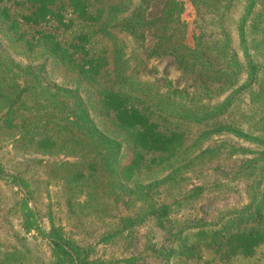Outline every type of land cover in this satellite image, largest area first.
I'll return each mask as SVG.
<instances>
[{"label": "rangeland", "instance_id": "1", "mask_svg": "<svg viewBox=\"0 0 264 264\" xmlns=\"http://www.w3.org/2000/svg\"><path fill=\"white\" fill-rule=\"evenodd\" d=\"M165 1L153 0L148 8L143 0H117L120 12L111 23L114 36L106 39L130 59L128 71L163 92L158 100L165 102L169 116L153 119L161 126H176L177 132L184 133L183 141L169 150L147 153L134 173L138 175L128 181L116 165V176L101 170L92 159L95 151L47 152L39 134L21 135L19 126L4 122L6 108L2 107L0 168L6 176H0V264H56L44 233L53 225L94 264H264V237L238 233L259 226L251 218L253 211L264 213V102L258 95L264 58L252 42L263 32L257 27L261 21L264 24V0H183L185 24L178 37L182 40L185 35L190 46L208 47L215 68L230 73L224 76L229 81L210 83L212 91L207 94L195 89L193 77L174 56L149 54L158 41L153 30L145 31L142 38L125 24L144 8L147 16L158 14ZM58 8H62L60 16L46 28L68 44H86L81 29L89 30L85 23L92 20L75 12L70 0H61ZM242 26L251 58L260 67L255 81L248 76ZM228 37L227 51L237 55L239 66H227L223 55L218 56L223 50L218 49L220 41ZM98 39L99 33L81 57L99 55L105 43ZM7 44L0 35V62L9 64L6 70L0 64V91L15 85L17 92L23 89L28 94L42 86L73 95L74 72L51 60L43 67L45 59L30 64L23 50ZM258 48L264 54V47ZM28 64L36 77L23 76ZM83 84L82 91L94 89L88 82ZM227 102L226 110L202 119L207 111H220ZM110 130L119 137L121 144L115 150L122 165L133 157V144L128 133L114 126ZM164 206L168 209L161 211ZM34 216L40 230L31 222ZM216 237L232 240L218 246L212 243Z\"/></svg>", "mask_w": 264, "mask_h": 264}, {"label": "trees", "instance_id": "2", "mask_svg": "<svg viewBox=\"0 0 264 264\" xmlns=\"http://www.w3.org/2000/svg\"><path fill=\"white\" fill-rule=\"evenodd\" d=\"M70 1L75 12L87 17V20H92L90 24L85 23L89 30L81 29L80 35L86 44L80 41L68 44L60 39L59 34L46 28L51 19L60 16L62 8L57 10V7L61 0H0V35L1 39L6 40L11 46L7 44V47L23 50L24 57L29 58L30 64L32 61L45 59L41 67L48 60L66 67V70L76 74L77 82L75 88L70 91L73 95L68 92H66L68 95L59 94L57 91L50 90L51 88L42 86L35 87L32 92L29 90V93L25 94L23 89L17 92L15 85L9 86L8 91H0V109L6 108L3 121L12 127L19 126L21 135L32 132L39 134L42 137L40 141L47 152L62 151L65 148H70L69 150L73 152L77 149L90 150L91 153L95 151L93 153L95 157L93 156L92 159L94 163L100 164L101 170L108 172L110 177L116 176L114 172L116 165L119 168L118 172L131 181L134 176L138 175L134 173L139 171L147 153L157 149L161 150V148L169 150L175 143L183 141L184 133L177 132V127L174 125H172L174 128L161 126L158 119H153V116H159L166 120L169 116L165 102L158 100L159 94L163 92L157 87L154 88L153 83L128 71L131 68L130 59L125 57V54H121L119 46L114 45L111 48L109 42L107 43V39L114 36L111 23L120 12L118 8L120 6L115 4L117 0ZM152 1L143 0V3H148L149 8ZM147 9L144 8L143 12L132 14L125 24L134 28L133 32L138 33V36L142 38L145 37V31L153 30L158 41L149 54L174 56L179 66L193 77L195 89H199L204 94L212 91V82L230 80L228 77L224 78L230 74L228 70L215 68L216 59L209 54L208 47L199 43L190 46L184 40L185 35L182 40L178 37L177 31L185 24L181 18L184 10L183 0H166L160 12L154 16H147ZM60 21L63 20L60 18ZM257 29L263 32L260 38L255 36L252 42L257 53L264 58L263 51L258 48V46L264 47L262 21ZM98 33V42L105 43L99 55H91L89 58L81 57L80 53ZM244 34L245 28L242 26L241 36L246 60L250 66L248 76L255 81L260 67L251 58L250 48L244 39ZM220 44L218 49L223 50L219 51L218 56L221 54L226 60L222 59V62H227V66H239L240 61L237 55L227 51L231 45L229 37L226 42L221 40ZM0 64L5 70L9 66L5 61ZM30 64L23 70V76L30 73L36 77L35 73L30 71ZM84 82H88L94 89L86 87L82 91L81 86ZM260 86L259 100L264 102V79L261 80ZM16 93L17 98H15ZM227 104L228 102L219 109L220 111H207L202 119L215 117V113L226 110ZM165 114L167 117L164 116ZM17 118L20 121L14 123ZM107 120L111 125H108ZM111 126L128 133L133 144V157L122 165L118 161L119 151L115 150L116 145L120 146L121 143H119V137L110 130ZM236 131L239 132V130ZM54 135L57 137L54 138ZM0 176H6L1 168ZM15 177H19V174ZM167 209L168 206H164L161 211ZM250 215L259 226L243 229L238 233L251 238L264 237L263 211H253ZM31 222L36 224L37 230H40L35 216L31 218ZM44 233L51 242L56 264H94L87 259L80 246L68 240L61 228L53 225L49 231H44ZM215 239L216 241L212 243L218 246L226 245L232 240L231 237L226 240L220 237ZM193 249L194 247H191V250Z\"/></svg>", "mask_w": 264, "mask_h": 264}]
</instances>
